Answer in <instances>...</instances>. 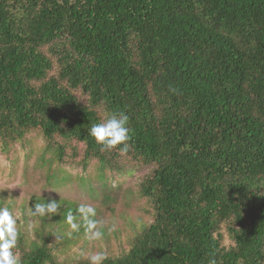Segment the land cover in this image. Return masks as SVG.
<instances>
[{
	"label": "trees",
	"instance_id": "trees-1",
	"mask_svg": "<svg viewBox=\"0 0 264 264\" xmlns=\"http://www.w3.org/2000/svg\"><path fill=\"white\" fill-rule=\"evenodd\" d=\"M121 112L128 150L101 151ZM33 131L57 164L149 169L152 220L104 264H264V0H0V154ZM55 200L20 264H90L58 256L85 229Z\"/></svg>",
	"mask_w": 264,
	"mask_h": 264
},
{
	"label": "rangeland",
	"instance_id": "rangeland-1",
	"mask_svg": "<svg viewBox=\"0 0 264 264\" xmlns=\"http://www.w3.org/2000/svg\"><path fill=\"white\" fill-rule=\"evenodd\" d=\"M45 144L42 136L33 131L7 155L0 154V206L9 207L18 228H27L33 239L35 198L64 199L75 207L90 204L96 209L94 219L103 236L90 240L83 231L76 243L61 250L58 256L76 260L89 259L98 251L112 255L125 251L132 238L152 220L150 205L138 195L140 180L149 169L124 162L121 171H101L92 161L81 170L50 161L49 154L44 153ZM113 225L115 230L110 231ZM218 233L221 245L229 246L231 240L224 224ZM57 240L54 237L53 241Z\"/></svg>",
	"mask_w": 264,
	"mask_h": 264
},
{
	"label": "clouds",
	"instance_id": "clouds-1",
	"mask_svg": "<svg viewBox=\"0 0 264 264\" xmlns=\"http://www.w3.org/2000/svg\"><path fill=\"white\" fill-rule=\"evenodd\" d=\"M128 115L121 112L119 114H108L102 122L93 124L89 129V135L101 146V151H110L122 145L119 151L128 150L129 130L127 127ZM59 203L55 199L50 202L34 204L32 215L44 216L46 214L58 213ZM96 209L90 204H80L76 208V214L69 210L66 221L73 231H79L84 227L85 233L90 240H98L103 236L102 230L94 219ZM79 217V222H77ZM110 231L115 230V226ZM19 235L18 221L9 207L0 206V264H20L18 257L13 253ZM107 254L98 251L89 257L90 264H104Z\"/></svg>",
	"mask_w": 264,
	"mask_h": 264
}]
</instances>
